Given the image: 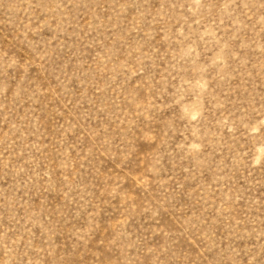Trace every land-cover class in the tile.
Masks as SVG:
<instances>
[{"label": "rangeland", "instance_id": "rangeland-1", "mask_svg": "<svg viewBox=\"0 0 264 264\" xmlns=\"http://www.w3.org/2000/svg\"><path fill=\"white\" fill-rule=\"evenodd\" d=\"M0 264H264V0H0Z\"/></svg>", "mask_w": 264, "mask_h": 264}]
</instances>
